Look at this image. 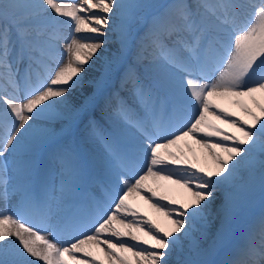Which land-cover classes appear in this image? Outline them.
Returning <instances> with one entry per match:
<instances>
[{"label":"snow or ice","instance_id":"6c2138e0","mask_svg":"<svg viewBox=\"0 0 264 264\" xmlns=\"http://www.w3.org/2000/svg\"><path fill=\"white\" fill-rule=\"evenodd\" d=\"M0 264H264V0H0Z\"/></svg>","mask_w":264,"mask_h":264},{"label":"bare ground","instance_id":"6f19581e","mask_svg":"<svg viewBox=\"0 0 264 264\" xmlns=\"http://www.w3.org/2000/svg\"><path fill=\"white\" fill-rule=\"evenodd\" d=\"M140 203H141V204H143V202H142V201H141ZM143 207H144V210H147V211H149V213L151 214V211L147 209V206H146V205H144Z\"/></svg>","mask_w":264,"mask_h":264},{"label":"rangeland","instance_id":"374dc122","mask_svg":"<svg viewBox=\"0 0 264 264\" xmlns=\"http://www.w3.org/2000/svg\"><path fill=\"white\" fill-rule=\"evenodd\" d=\"M257 211H259V209L257 208Z\"/></svg>","mask_w":264,"mask_h":264}]
</instances>
